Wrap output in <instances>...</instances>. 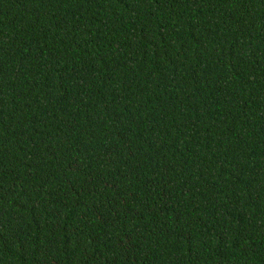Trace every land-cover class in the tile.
<instances>
[{
	"label": "trees",
	"instance_id": "16d2710c",
	"mask_svg": "<svg viewBox=\"0 0 264 264\" xmlns=\"http://www.w3.org/2000/svg\"><path fill=\"white\" fill-rule=\"evenodd\" d=\"M0 264H264V0H0Z\"/></svg>",
	"mask_w": 264,
	"mask_h": 264
}]
</instances>
